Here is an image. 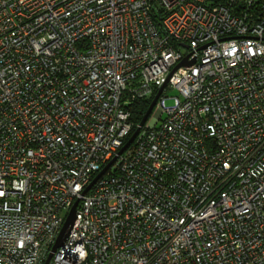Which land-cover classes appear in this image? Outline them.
<instances>
[{"label":"built area","instance_id":"obj_1","mask_svg":"<svg viewBox=\"0 0 264 264\" xmlns=\"http://www.w3.org/2000/svg\"><path fill=\"white\" fill-rule=\"evenodd\" d=\"M76 200L48 264H264V0H0V264Z\"/></svg>","mask_w":264,"mask_h":264},{"label":"water","instance_id":"obj_2","mask_svg":"<svg viewBox=\"0 0 264 264\" xmlns=\"http://www.w3.org/2000/svg\"><path fill=\"white\" fill-rule=\"evenodd\" d=\"M192 63V61H188L186 58H184L181 62H179L170 72L168 78L172 75V73L180 66H187L190 65ZM165 85H163L162 87L159 88V90L157 91V93L155 94V96L153 97L152 101L149 104V107L147 108L144 116L142 117L139 125L137 126V128L134 130V132L131 134V136L129 137V139L126 141V143L123 145V147L119 150V154L126 148L128 147L134 140V138L136 137V135L138 134L140 128L146 123L147 119L149 118L150 114L153 111V108L155 106V103L159 97V95L161 94L163 88ZM115 160V158L113 160H111L98 174L97 176L90 182V184L87 186V188L84 190V193L93 185V183L105 172V170L111 165V163ZM78 204V200H76L73 205L71 206L65 220L64 223L58 233V236L56 238V241L51 249V252L48 254L47 258L44 261V264H48L49 260L52 257V253L58 248L61 247L64 244V241L71 229V227L73 226V223L75 221L76 218V207Z\"/></svg>","mask_w":264,"mask_h":264},{"label":"trees","instance_id":"obj_3","mask_svg":"<svg viewBox=\"0 0 264 264\" xmlns=\"http://www.w3.org/2000/svg\"><path fill=\"white\" fill-rule=\"evenodd\" d=\"M150 102H151L150 99L149 100L140 99L129 105L128 109L130 112V120L132 122V131L126 138V141L128 140V138L131 136V134L134 132V130L139 125L142 117L144 116L147 108L149 107Z\"/></svg>","mask_w":264,"mask_h":264},{"label":"rangeland","instance_id":"obj_4","mask_svg":"<svg viewBox=\"0 0 264 264\" xmlns=\"http://www.w3.org/2000/svg\"><path fill=\"white\" fill-rule=\"evenodd\" d=\"M165 95H166V105L169 106V105H171L173 103V97L178 95V91L175 88H167L165 90ZM164 117H165V113H163L161 115V118H159L157 120V123H156V118L154 116V111H152V113L150 114V116H149V118L147 120V124L149 126H153L156 123V126H159L161 124L162 120L164 119Z\"/></svg>","mask_w":264,"mask_h":264}]
</instances>
